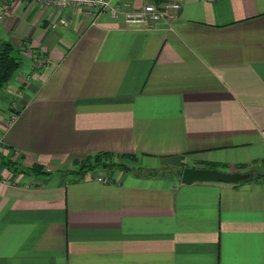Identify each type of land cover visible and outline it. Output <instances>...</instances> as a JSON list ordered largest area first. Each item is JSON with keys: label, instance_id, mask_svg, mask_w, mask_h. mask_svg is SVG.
Wrapping results in <instances>:
<instances>
[{"label": "crops", "instance_id": "obj_1", "mask_svg": "<svg viewBox=\"0 0 264 264\" xmlns=\"http://www.w3.org/2000/svg\"><path fill=\"white\" fill-rule=\"evenodd\" d=\"M109 1L93 20L16 0L0 23L28 52L0 94V264H264L263 181L182 183L264 164V0ZM150 4L180 8L127 21ZM102 153L128 169L77 173Z\"/></svg>", "mask_w": 264, "mask_h": 264}, {"label": "trees", "instance_id": "obj_2", "mask_svg": "<svg viewBox=\"0 0 264 264\" xmlns=\"http://www.w3.org/2000/svg\"><path fill=\"white\" fill-rule=\"evenodd\" d=\"M26 48V45L21 48H17L11 41L0 42V93L10 85L14 76L19 73L25 62L23 54L27 52L25 51ZM11 110L13 114L16 116L18 115V112L15 111V109L12 108ZM121 159L136 160L135 156H124ZM117 160H115L113 154L111 153H102L91 156L83 161L76 162L75 164L78 168L77 173L82 175L95 172L96 170H102L104 168L107 170L115 166L128 169L123 162L119 163V160ZM1 163L13 174L35 177L47 173L45 168L40 164L21 166L6 157L1 158ZM207 167V169H227L226 166H220L218 164H209ZM236 168L238 171H241L247 170L248 166L238 165ZM253 179L264 182V172L258 173L248 181Z\"/></svg>", "mask_w": 264, "mask_h": 264}, {"label": "built area", "instance_id": "obj_3", "mask_svg": "<svg viewBox=\"0 0 264 264\" xmlns=\"http://www.w3.org/2000/svg\"><path fill=\"white\" fill-rule=\"evenodd\" d=\"M16 0H6V2L0 6V23L12 16L11 6ZM25 3H39L48 8L55 9H68L75 8L84 15L95 20L102 13L108 12L112 17H117L120 14L119 6H113L109 0H22ZM178 4H171L165 7L163 11H159L153 4L146 6L134 13L127 14V21L136 24H142L146 26L155 25L162 19L170 16L169 9L179 10ZM65 24L64 21H61ZM56 25H54V28ZM16 117L13 114V119ZM98 182L109 183L108 178H98ZM6 181H0V187L6 184Z\"/></svg>", "mask_w": 264, "mask_h": 264}, {"label": "water", "instance_id": "obj_4", "mask_svg": "<svg viewBox=\"0 0 264 264\" xmlns=\"http://www.w3.org/2000/svg\"><path fill=\"white\" fill-rule=\"evenodd\" d=\"M250 179V174L226 172L220 169L186 168L182 174V183H227L239 184Z\"/></svg>", "mask_w": 264, "mask_h": 264}, {"label": "rangeland", "instance_id": "obj_5", "mask_svg": "<svg viewBox=\"0 0 264 264\" xmlns=\"http://www.w3.org/2000/svg\"><path fill=\"white\" fill-rule=\"evenodd\" d=\"M31 51H30V54L28 55V57H33V59H34L33 64H32V70L34 69L33 70L34 72H41L42 70H44V67L47 63V59L45 57H43L40 53L34 57L33 53ZM27 54H28V52H27ZM27 75H29V74H26V76ZM16 77H17V74L14 76L12 81H14L16 79ZM7 89H8V87H7ZM5 90L2 91L0 94H6ZM113 169H117L116 166ZM263 172H264V165L261 168H258L256 171H254V173H263Z\"/></svg>", "mask_w": 264, "mask_h": 264}]
</instances>
